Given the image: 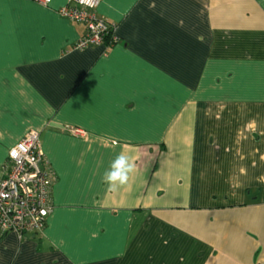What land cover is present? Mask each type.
I'll list each match as a JSON object with an SVG mask.
<instances>
[{
    "label": "crops",
    "instance_id": "1",
    "mask_svg": "<svg viewBox=\"0 0 264 264\" xmlns=\"http://www.w3.org/2000/svg\"><path fill=\"white\" fill-rule=\"evenodd\" d=\"M65 2L0 0V173L35 127L55 174L0 264H264V0H102L116 40L73 50Z\"/></svg>",
    "mask_w": 264,
    "mask_h": 264
},
{
    "label": "built area",
    "instance_id": "2",
    "mask_svg": "<svg viewBox=\"0 0 264 264\" xmlns=\"http://www.w3.org/2000/svg\"><path fill=\"white\" fill-rule=\"evenodd\" d=\"M47 4L50 0H43ZM101 0H66L58 11L72 20L82 21L86 32L73 42L84 47L91 38L103 39L112 33L115 23L98 13ZM39 134L26 132L8 150L0 173V231L41 232L53 209L51 187L53 171L46 166Z\"/></svg>",
    "mask_w": 264,
    "mask_h": 264
},
{
    "label": "clouds",
    "instance_id": "3",
    "mask_svg": "<svg viewBox=\"0 0 264 264\" xmlns=\"http://www.w3.org/2000/svg\"><path fill=\"white\" fill-rule=\"evenodd\" d=\"M135 171L134 158L122 151L104 171L101 180L108 186L109 191L116 192L128 183L131 174Z\"/></svg>",
    "mask_w": 264,
    "mask_h": 264
},
{
    "label": "rangeland",
    "instance_id": "4",
    "mask_svg": "<svg viewBox=\"0 0 264 264\" xmlns=\"http://www.w3.org/2000/svg\"><path fill=\"white\" fill-rule=\"evenodd\" d=\"M37 1H39V2H41V3H45L43 0H37ZM102 1V0H101ZM101 1H100V3H101ZM63 5V4H62ZM99 7V6H98ZM98 9V8H97ZM58 10V9H57ZM62 14V13H61ZM63 16H65V17H67V18H69V19H71L70 17H68V16H66V15H64V14H62ZM72 20V19H71ZM74 21H76V20H74ZM78 21V20H77ZM113 23H115V22H113ZM115 28H116V23H115ZM78 38V37H77ZM76 38V39H77ZM75 39V40H76ZM104 39H107V41H106V43H108V41L110 40V39H112V33H108L107 35H105V36H103V39L102 40H100V38H96V39H94V38H91L90 39V43H89V45H87V46H85V47H88V46H90V45H96V44H102L103 43V40ZM74 40V41H75ZM115 40H116V38H115ZM115 40H113V42L115 41ZM73 41V42H74ZM83 45H80V44H77V43H72V45L70 46V50L72 49H83V48H85ZM66 129H68L71 133H73L75 136H77V137H86L87 136V134H88V129L86 128V127H83V126H80V125H77V124H73V125H67L66 127H65ZM26 132H32V133H36V134H39L40 132H39V129H37V128H35V127H30V128H28V129H26L21 135H20V137L23 135V134H25ZM39 136H40V134H39ZM20 139V138H19ZM18 139V140H19ZM17 140V141H18ZM12 146V145H11ZM42 150H43V147H42ZM43 154L45 155V152H44V150H43ZM46 156V155H45Z\"/></svg>",
    "mask_w": 264,
    "mask_h": 264
},
{
    "label": "trees",
    "instance_id": "5",
    "mask_svg": "<svg viewBox=\"0 0 264 264\" xmlns=\"http://www.w3.org/2000/svg\"><path fill=\"white\" fill-rule=\"evenodd\" d=\"M85 32H86V31H85ZM85 32H84V33H85ZM84 33H82L81 35H83ZM106 41H107V39H104V40H103V44L106 43ZM108 42L111 43L110 40H109ZM46 166L49 167V169H50L51 171H53L52 168H51V166L49 165V163L46 164ZM52 177H53L52 179H53V183H54V181H55V174H54V172H53ZM52 187H53V185H52ZM52 187H51V196H52ZM47 217H48V216H47ZM46 224H47V221L45 222V226H46ZM44 228H45V227H44ZM44 228H43V230H44ZM9 231H10V230H9ZM14 231H15V230H14ZM25 232H30V231H25ZM25 232H22V233H19V232H18V235H19V236H22ZM33 232H36V231H33ZM41 232H42V231H41ZM36 233H37V232H36Z\"/></svg>",
    "mask_w": 264,
    "mask_h": 264
}]
</instances>
